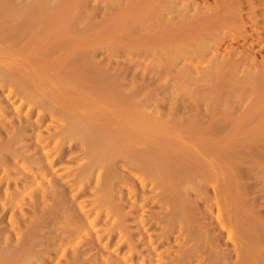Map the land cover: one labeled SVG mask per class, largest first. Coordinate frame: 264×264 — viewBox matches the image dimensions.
<instances>
[{
    "label": "rangeland",
    "instance_id": "obj_1",
    "mask_svg": "<svg viewBox=\"0 0 264 264\" xmlns=\"http://www.w3.org/2000/svg\"><path fill=\"white\" fill-rule=\"evenodd\" d=\"M2 111L0 264H264V0H0Z\"/></svg>",
    "mask_w": 264,
    "mask_h": 264
},
{
    "label": "bare ground",
    "instance_id": "obj_2",
    "mask_svg": "<svg viewBox=\"0 0 264 264\" xmlns=\"http://www.w3.org/2000/svg\"><path fill=\"white\" fill-rule=\"evenodd\" d=\"M238 12H239V11H238ZM220 17H221V16H220ZM212 20H213V19H212ZM220 20H221V19H220ZM204 22H205V21H204ZM197 23H198V22H197ZM202 36H203V35H202ZM164 37H165V36H164ZM166 38H167V37H166ZM182 40H183V39H182ZM220 65H221V64H220ZM205 77H206V76H205ZM197 78H198V77H197ZM198 79H199V78H198ZM16 83H18V82H16ZM7 117H8V116H7ZM0 118H1V121L5 118V113H4V111L0 112ZM7 119H8V118H7ZM27 119H28V118H27ZM27 119L25 118L26 122L23 121L24 123H23L22 129L28 124ZM7 121H8V120H7ZM2 122L5 123L6 120H5V121L3 120ZM6 123H8V122H6ZM6 123H5V124H6ZM25 123H27V124L24 126ZM37 125H38V124H37ZM7 126H9V125L7 124ZM27 126H28V125H27ZM29 126H30V125H29ZM18 128H19V127H18ZM26 128H27V127H26ZM28 128H29V127H28ZM5 130H6V129H5ZM0 131H1V130H0ZM22 131H24V130H22ZM11 132H12V131H11ZM27 132H28V131H27ZM1 133H2V132H1ZM20 133L22 134L23 132L20 131ZM11 134H13V133H11ZM18 134H19V131H18ZM13 135H14V134H13ZM25 135H26V134H25ZM7 136H8V135L6 134L5 137H6V138L9 137V138L12 140V138H15L14 136H16V134H15L14 136H8V137H7ZM2 137H3V136H2ZM22 137H23V136H22ZM17 139H18V138H17ZM24 139H25V138H24ZM3 140L6 142L5 139H3ZM7 140H8V139H7ZM11 140H10V141H11ZM11 142H12V141H11ZM11 142L8 141V144H9V143L11 144ZM15 142H16V141H15ZM12 143H13V142H12ZM8 144H7V145H8ZM2 145H3V143L1 142V145H0V152H1V153H3L4 151L8 150V149L4 148V147L6 146V144L3 145V146H2ZM9 146H11V147H10L11 150H12V148H13V149L16 148V147H15V148L12 147V146H14V144L9 145ZM22 146H23V145H22ZM21 150H22V149H21ZM16 151H19V149H17ZM14 152H15V151H14ZM8 153H9V152H8ZM10 153H12V152L10 151ZM15 153H17V152H15ZM1 155H2V154H0V165L4 168V171L6 172V173L4 174V176H3V177H5V175L8 173L7 170H8L9 168H11V164H12V163L15 164V163H14V162L11 163L12 160H11L10 158H8L9 156L6 157L7 154L4 155V157H1ZM10 155H11V154H10ZM14 155H15V154H14ZM14 155H13V156H14ZM16 155H18V153H17ZM16 155H15V156H16ZM20 156H21V155H20ZM17 157H18V156H17ZM10 160H11V161H10ZM12 166H13V165H12ZM10 171H11V170H10ZM6 176H8V175H6ZM9 176H10V175H9ZM8 178H9V177H8Z\"/></svg>",
    "mask_w": 264,
    "mask_h": 264
}]
</instances>
